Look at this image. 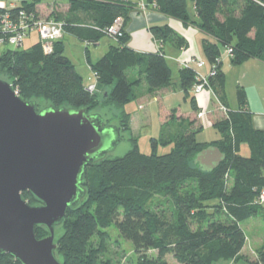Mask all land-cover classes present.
I'll return each instance as SVG.
<instances>
[{
	"label": "trees",
	"instance_id": "obj_1",
	"mask_svg": "<svg viewBox=\"0 0 264 264\" xmlns=\"http://www.w3.org/2000/svg\"><path fill=\"white\" fill-rule=\"evenodd\" d=\"M191 2L192 15L187 0H69L65 10L60 2L20 0L18 4L19 10L32 13L38 20L53 18L61 22L62 38L67 33L91 44L104 36L102 30L117 17L123 18L125 29L130 11L142 3L145 8L204 34L203 54L214 72L208 75L207 82L215 97L211 110L203 112L193 97L189 110L180 106L168 109L158 97L161 130L173 122L183 125L168 152L152 153L155 143L151 142V153L141 154L133 140L132 149L123 157H107L86 169L84 189L86 193L88 189L91 191L90 200L66 211L64 232L56 242V256L62 264H102L106 247L100 245L99 249L88 251V243L102 225L109 224L132 244L135 264H168L165 259L168 255L176 264H214L240 257L246 241L242 222L258 215L264 219L263 203L259 202L264 190V134L253 127L241 91L238 92L240 109L228 108L222 70L224 56L229 57L233 66L248 59L264 61V0ZM83 17L84 20L80 19ZM149 30L161 44L170 40L184 43L166 25ZM128 40L124 30L123 36L114 40L116 44L91 64L95 87L108 91L106 104L121 109L136 99L142 84L150 94L173 88L171 70L162 49L138 54L128 47ZM184 46L185 43L180 48ZM196 74L191 67L178 73L185 97L197 85ZM0 75L10 79L24 101L44 100L55 108H86L87 112L97 105L96 94L88 93L82 77L64 55L63 39L55 42L50 55L44 54L39 41L27 49L1 48ZM203 116L217 132L218 140L197 141V134L204 128ZM123 119L119 122L120 133L130 134V114L126 113ZM209 146L217 147L225 158L215 169L203 171L193 161L197 153ZM244 146L247 155L242 153ZM163 185L167 187L163 194L171 203L170 209H149L150 193L154 196L158 192L155 188ZM23 197L36 203L29 193ZM94 201L98 206L92 209L90 204ZM34 233L38 239L48 234L45 227H35ZM0 264L21 263L0 254ZM249 264H264V247Z\"/></svg>",
	"mask_w": 264,
	"mask_h": 264
},
{
	"label": "water",
	"instance_id": "obj_2",
	"mask_svg": "<svg viewBox=\"0 0 264 264\" xmlns=\"http://www.w3.org/2000/svg\"><path fill=\"white\" fill-rule=\"evenodd\" d=\"M120 134L118 126H103L101 116L86 108L39 109L0 80V254L21 264H62L55 227L82 202L86 169L108 157L122 141ZM224 158L209 146L193 162L211 171ZM35 227H45L49 235L36 239Z\"/></svg>",
	"mask_w": 264,
	"mask_h": 264
},
{
	"label": "crops",
	"instance_id": "obj_3",
	"mask_svg": "<svg viewBox=\"0 0 264 264\" xmlns=\"http://www.w3.org/2000/svg\"><path fill=\"white\" fill-rule=\"evenodd\" d=\"M187 5L188 11L192 15L194 7L191 0H187ZM67 6L68 4L63 5L62 9L65 10L64 7ZM84 22L85 21H82V23ZM164 25L168 26L173 33L183 40L186 45L184 48H180L184 44H182V42L176 43L175 40H170L161 44L153 38L149 30L150 27ZM125 32L129 37L128 47L135 53L144 55L162 49L165 60L171 70L173 84L172 89H165L155 94L148 93L146 85L142 84L139 90L137 89L136 99L124 106L126 113L130 114V119H139L137 115L139 108H145L146 115L148 113L149 117L151 115L155 118L159 129L163 128L158 119V97H161L163 104L168 109L180 106L182 109L189 110L191 106L190 100L193 97L201 109L204 107L203 104L205 103L206 110H211L212 102L215 100L212 93L209 95L193 96L191 90L189 97H185L179 86L178 73L182 68H185L184 65H186V67H191L203 76H208L211 70L202 49V41L206 38L204 34L193 26H185L180 21L161 15L151 8L141 9L137 5H135L129 13ZM68 39L77 41L78 43L74 42L75 46L84 45L85 60H83V62L82 58L78 59L81 64L80 69L70 56L65 53L64 47V55L71 61L76 72L82 79H84V74L93 73L91 64H94L111 46L116 44L114 40L108 38V40H106L104 36H102L97 42L91 43L92 46H90V44L64 33L63 44ZM90 48H92V50H90ZM198 62H202L203 66L198 67ZM222 70L225 74L224 95L228 108L232 111L240 109L238 92L241 91L245 101L244 109L251 115L253 127L258 131H262L264 134V61L248 59L240 65L233 66L231 65L229 57L224 56L222 60ZM92 84H95V82ZM92 84H89V86ZM84 86L86 87L88 84ZM228 88L231 93L234 88L232 94L236 97V104H231V107L225 93ZM142 119L145 120L146 118ZM142 121L141 125L144 124ZM146 126L147 124L145 123L143 127ZM204 127H208V125L205 123ZM130 130L133 132L132 128ZM218 138L219 136L217 134V137L213 141L218 140ZM246 149L245 146L242 147V150L247 151ZM243 154L247 155V152ZM261 207L264 212V203ZM241 227L245 233L246 241L239 255L240 257L230 260H219L214 264H249V261L254 259L257 252L264 247V219L262 215L242 222Z\"/></svg>",
	"mask_w": 264,
	"mask_h": 264
},
{
	"label": "rangeland",
	"instance_id": "obj_4",
	"mask_svg": "<svg viewBox=\"0 0 264 264\" xmlns=\"http://www.w3.org/2000/svg\"><path fill=\"white\" fill-rule=\"evenodd\" d=\"M7 3H13V2H17L18 0H5ZM30 0H27V2H29ZM42 3H62L64 5L68 4V0H41ZM20 2V1H19ZM19 2L17 4H19ZM21 4V3H20ZM63 19L65 17H62ZM84 20L83 18H80ZM85 24L88 23L87 21L84 22ZM104 38L106 40L111 39L108 36L104 35ZM108 38V39H107ZM38 36L36 33H32L30 35V37H28L25 41L24 44L22 45V49H27L28 47H31V45H33L35 42L39 41L38 40ZM64 39V37L62 38ZM73 39H68L67 41L64 42L65 44V53L68 54L70 56V58L76 63L77 67L80 69L81 68V64L78 61V59L82 58V61L85 60V54H84V45L82 46H75ZM78 43V42H77ZM103 43V41H102ZM90 46H92L90 44ZM90 50H92V48H90ZM71 62V61H70ZM84 62V61H83ZM94 73H87L84 74V79H83V84H92L95 82V77H94ZM89 78V80H88ZM0 80H3L5 82H8L9 84L11 83L10 79L7 78V76L5 75H0ZM12 85V84H11ZM96 86L95 84H92ZM87 86V87H88ZM13 87V85H12ZM95 90L93 93L91 91H88V93L90 95L95 96L96 94V98H95V102H97V105H94L87 113L89 115H95L98 114L101 117H103L104 119V123L103 126L105 125H114V126H118L119 127V122L125 118V114L126 111L124 109L121 108H116L112 103L106 104V101H108V91L107 90H98L95 87ZM15 91V90H14ZM16 92V91H15ZM233 92H234V88H233ZM232 92V93H233ZM17 93V92H16ZM226 97L228 99L229 105L231 107V104H236V97L235 95H233L230 91V89L228 88V90H226ZM207 94L209 95L210 92L207 90H204L200 95H204ZM198 95V96H200ZM37 103V107L39 109H44L45 107H49L50 105L43 101H35ZM49 105V106H48ZM203 112L207 111L206 107H205V103L203 104ZM133 107V104H132ZM183 110H187V109H183ZM146 109L145 108H139L138 110V117L139 119H128L129 121V128L133 130V132H131L130 130V134L129 132H124L121 135V139L122 141L116 146V148L108 155V157L110 158H114V157H123L127 152H129L132 149V145L133 143H131L133 140H135L137 142V148L138 151L141 154H150L152 151V146H151V142L155 143V154H162V153H166L170 150V146H173L174 143H176V137L178 135H180L181 129L183 125H179L177 123H172V125H168V127H165V130L162 131L161 128L159 129L158 125H157V121L155 120V118H153L151 115L149 117V114L147 113L146 115ZM146 116V117H145ZM142 118H146L145 120H143ZM203 121H204V125L206 123V125H208V127H204L203 131H201L200 133L197 134L196 139L199 142H211L213 141L216 137H217V132L215 131V129L213 127H211V125L206 121V119L204 117ZM150 119V120H149ZM124 120V119H123ZM139 120H143L142 122H144V124L141 125V121ZM155 122V123H154ZM145 123L147 124L146 127ZM141 127H143L142 129H140ZM120 128V127H119ZM140 129V130H139ZM179 138V137H177ZM165 143V145H164ZM163 144V145H162ZM247 151L242 150V153L247 152L248 154V149H246ZM90 187L91 190V186L90 184L88 185ZM158 189V190H157ZM167 187L163 186H159L157 188H155V190H157L158 192H155V195L153 196L152 193H150V199L147 202V206L150 209L153 210H157V211H162V210H169L170 209V201L165 197V195L163 194L166 191ZM89 190V189H88ZM84 196V199L82 200V204H87L89 202V197H90V192L88 191ZM86 192V191H85ZM95 192V191H93ZM97 192H99L97 190ZM27 200V199H25ZM28 203L30 205H35L36 203H31L29 200H27ZM92 209L96 208L98 206V202L94 201L91 204ZM63 222L60 225H57L55 227V231H54V243L56 244L58 238L60 237V235H62L63 231V227H62ZM35 234V233H34ZM49 234H46L44 237L40 238L43 239L45 237H47ZM36 237V235H35ZM38 239V238H36ZM38 239V240H40ZM100 245H103L104 247H106V252L104 253V255H102L101 257V262L102 264H135L136 263V256L134 255L133 252V247L132 244L128 241H125L124 239H122L118 233L117 230L115 229L114 225L109 224L107 226L102 225L97 234H95L89 241L88 246H89V250H92L93 248H98L100 247ZM100 254V252H99ZM58 258V256H57ZM166 261L168 262V264H176L172 257L170 255L165 257Z\"/></svg>",
	"mask_w": 264,
	"mask_h": 264
},
{
	"label": "built area",
	"instance_id": "obj_5",
	"mask_svg": "<svg viewBox=\"0 0 264 264\" xmlns=\"http://www.w3.org/2000/svg\"><path fill=\"white\" fill-rule=\"evenodd\" d=\"M19 1L7 3L5 0H0V46H2L0 49L4 47L20 48L28 36L36 33L44 54H52L55 42L62 39L63 24L53 18L38 20L32 13L19 10L17 4ZM95 1L117 2L118 0ZM139 7L145 9L142 3H140ZM123 22V18H115L109 27L102 30V33L116 41L123 36L125 30ZM197 66L202 67L203 63L198 62ZM213 73L211 69L208 75ZM196 80L197 85L192 89V93L195 96L200 95L204 90L211 93V89L207 87L208 76L197 73ZM87 91L93 93L95 91V85L88 86ZM259 202L264 203V190L260 194Z\"/></svg>",
	"mask_w": 264,
	"mask_h": 264
},
{
	"label": "bare ground",
	"instance_id": "obj_6",
	"mask_svg": "<svg viewBox=\"0 0 264 264\" xmlns=\"http://www.w3.org/2000/svg\"><path fill=\"white\" fill-rule=\"evenodd\" d=\"M45 108H46V107H45ZM101 118H102V120H103V123H104L105 121H104L103 117H101Z\"/></svg>",
	"mask_w": 264,
	"mask_h": 264
}]
</instances>
